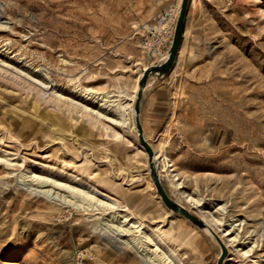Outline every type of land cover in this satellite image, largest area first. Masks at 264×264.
<instances>
[{
  "label": "rangeland",
  "instance_id": "374dc122",
  "mask_svg": "<svg viewBox=\"0 0 264 264\" xmlns=\"http://www.w3.org/2000/svg\"><path fill=\"white\" fill-rule=\"evenodd\" d=\"M178 3L0 0V264H146L106 230L126 216L175 264H218L223 246L222 264H264V0H189L173 66L143 90L168 105L155 119L140 100L164 191L212 231L165 204L131 114L163 63L144 27Z\"/></svg>",
  "mask_w": 264,
  "mask_h": 264
},
{
  "label": "bare ground",
  "instance_id": "6f19581e",
  "mask_svg": "<svg viewBox=\"0 0 264 264\" xmlns=\"http://www.w3.org/2000/svg\"><path fill=\"white\" fill-rule=\"evenodd\" d=\"M179 6V3L177 5V7ZM179 8V7H178ZM159 74H162L161 72H159ZM143 75V74H142ZM138 89V88H137ZM89 94L91 93V91H88ZM138 92L139 90H137V94H136V99L138 97ZM111 95L107 94L104 96L106 101H109L110 103H113L115 100L110 98ZM136 101V100H135ZM115 105L118 106V108L120 110H126V106L122 103H115ZM131 114L134 118H136V109H135V105L131 107ZM158 157L163 158V160H167L168 157L166 155V153H162L161 155L155 154V156H153L154 162H156L158 159ZM156 167V164H155ZM159 175V174H158ZM20 181H24V183L29 187V189H31L32 191L38 192V193H42L48 197H50V200H54L57 202H60L62 204H71L77 208L80 207H85V202L83 200H79L77 198V191H73L72 194H74V196L71 198L69 197V195H65L62 194L60 192H56L54 193L52 191V189H44V181L37 178L36 176H32V175H28L25 173H22L20 175ZM38 182L39 184H41V187L39 190L37 189V187H35V182ZM35 187V188H34ZM92 205V203L88 202L87 206ZM128 221V217L126 216L123 220L122 219H114V217L110 220H107L105 222V226H106V230L108 231H112L114 237H116V239L122 241L123 243H125L128 247H131L133 249H135L140 257L141 260H143L146 264H175V261L173 260V258H171L170 256H166V254H161L159 252V247L157 242L154 241V239L152 238V235L146 231H142L140 226L136 224V222H129V224H126L125 222ZM243 221H240V223L234 224V226L239 227V229H241V227H243L242 225ZM207 229H209L207 227ZM209 231H211L209 229ZM145 233V234H143ZM158 238H160L159 235H157ZM144 238V239H143ZM160 240L164 243V240L162 238H160ZM152 242L154 243L153 247L149 246V243L152 244ZM256 241L253 240L252 241V246H251V250H253V248L255 247ZM170 251L174 252V250L171 247H168Z\"/></svg>",
  "mask_w": 264,
  "mask_h": 264
},
{
  "label": "water",
  "instance_id": "95a60500",
  "mask_svg": "<svg viewBox=\"0 0 264 264\" xmlns=\"http://www.w3.org/2000/svg\"><path fill=\"white\" fill-rule=\"evenodd\" d=\"M188 2H189V0H182V4L180 7V13H179V17H178L176 28H175L173 43H172V46L168 52L167 59L160 65H153V66L149 67L148 69H146V71L144 72V74L140 80V89L138 92V97L135 101V109H136V114H137L136 115V124H137L138 130H139L140 140L142 141L143 145L145 146L146 150L148 151V153L150 155V168H151L152 176L154 177V181L158 187L159 193L162 196L165 204L170 209H172L173 211L179 212L182 215L188 217L190 220H192L194 223H196L200 227L207 228L208 225L206 224V222H204L203 220L199 219L198 217L192 215L186 209H184L182 206H180L179 204L172 201L168 197L167 193L164 191V189H163V187H162V185L158 179V173H157V170L155 167V162L153 159V156H154L153 151H152L149 143L145 140V138L143 136L142 126L140 123V100H141L142 93H143V90H144V87L146 85V81H147L148 77L154 71L157 74H159V72H161V73H163V75L168 73L170 71L171 67L173 66L175 59L177 57V54L179 52V48H180V45L182 42L184 29H185ZM159 75H162V74H159ZM225 256H226V248L223 246V254H222L218 264H222Z\"/></svg>",
  "mask_w": 264,
  "mask_h": 264
},
{
  "label": "built area",
  "instance_id": "2783aa9c",
  "mask_svg": "<svg viewBox=\"0 0 264 264\" xmlns=\"http://www.w3.org/2000/svg\"><path fill=\"white\" fill-rule=\"evenodd\" d=\"M180 8L169 5L155 14L145 25L141 36L140 48L163 62L167 59L166 48L172 46Z\"/></svg>",
  "mask_w": 264,
  "mask_h": 264
},
{
  "label": "crops",
  "instance_id": "0c3cea01",
  "mask_svg": "<svg viewBox=\"0 0 264 264\" xmlns=\"http://www.w3.org/2000/svg\"><path fill=\"white\" fill-rule=\"evenodd\" d=\"M166 105H168V96L162 93L160 87L151 89L150 85H148L142 96V101H141L142 110H145V108L148 111L150 110L151 112L150 117L157 119L158 115L161 114L162 110L165 109L164 107Z\"/></svg>",
  "mask_w": 264,
  "mask_h": 264
}]
</instances>
